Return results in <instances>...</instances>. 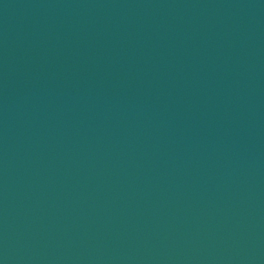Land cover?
<instances>
[{"label":"water","instance_id":"water-1","mask_svg":"<svg viewBox=\"0 0 264 264\" xmlns=\"http://www.w3.org/2000/svg\"><path fill=\"white\" fill-rule=\"evenodd\" d=\"M0 264H264V0H0Z\"/></svg>","mask_w":264,"mask_h":264}]
</instances>
